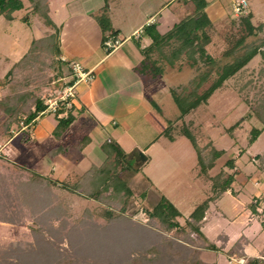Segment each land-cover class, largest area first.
<instances>
[{
	"label": "rangeland",
	"instance_id": "rangeland-1",
	"mask_svg": "<svg viewBox=\"0 0 264 264\" xmlns=\"http://www.w3.org/2000/svg\"><path fill=\"white\" fill-rule=\"evenodd\" d=\"M22 2L23 6L12 12V19L5 17L3 13L0 14V97L15 91L29 89L38 96L46 97L62 88L65 79L58 75L60 72L67 71V63L64 65L63 62L58 61L61 65H57L58 62L53 61L55 50L49 48V44H54L59 40L60 44L66 47L75 40L76 36L73 35L72 30H69L70 21L73 19L69 15L78 1L49 0L52 17L58 22L57 26L62 25L59 34L56 32L50 36L46 40V44L41 41L37 42L38 46L36 47L34 44L29 55L20 59L24 52L29 50L32 39L56 30L45 29L47 27L44 26L43 19L32 10L30 0H22ZM130 4L128 5L131 6ZM143 4L146 5L147 2L142 3L141 1V3L134 4L133 7L142 9ZM250 7L254 14V24L262 23L264 15L257 12L256 9L264 12V2L248 0V10ZM56 8H59V13L55 11ZM193 8L194 4L190 3L188 10H193ZM243 26L242 21L230 18L226 22L218 24V29L211 32L213 40L206 45L209 48L208 53L216 59L215 65L212 66L209 77L202 83V89H198L197 93L204 90L216 78L218 70L224 62L232 59L233 55L225 54V50L232 46L233 40L243 31L241 29ZM263 37L264 31H261L248 35L246 41L258 42ZM42 44L46 47H42ZM75 45L76 43L73 42V46ZM56 58L54 57V60H57ZM179 61L177 60L173 69L170 70V76L175 82L181 84L176 91L184 88L183 95H187V97H184L185 99L182 101H185L192 96L189 90L194 88L195 83L202 77L198 75L196 80H191L190 83L188 78L199 74L201 69L202 71L206 70L209 65L202 59L199 70L195 67L191 69L188 66H184L180 70L177 67ZM262 67H264V59L257 52L237 72L225 79L223 84L211 93L206 103L202 102L193 110L182 113L177 101L170 99L166 110L158 111L156 109L159 112L157 116L161 121L165 120V125H169L168 129L171 128L173 133H178L175 142H170L165 137L159 138L148 150L149 161L146 160L142 163L141 160L135 161L134 158H129L128 161H125L128 162V168L121 171V175L132 190V194L128 196L129 203L125 213L136 221L145 222L148 218L147 209L151 208L162 195H165L177 207L180 214L176 217L179 222L178 226L170 229L163 227L162 231L168 237L183 239L182 235L189 232L187 230L190 229L188 224L190 213L211 193V179L201 171V173L199 172L200 165L193 144L186 135L179 132L180 128L188 124L197 142L206 146V152L211 145L224 150L216 159L214 166L208 169V175H214L220 170L225 174H233L234 179L229 188L230 192H224L220 198L217 197L209 202L210 205L204 212L205 219L201 218L202 221H199L203 225L202 228L199 227L201 234L198 233V236L194 237L195 233L191 232L194 234V238L202 240L207 237L206 239H210L215 245L201 250L197 258L202 262L229 264L228 257L233 254L237 255L231 253L229 248L233 246L240 235H244L246 241L249 239L248 242H243L246 258L262 259L264 257L262 255L264 251V126L253 114L249 105V103H253L258 92L264 86ZM185 80L188 82L183 84L182 82ZM75 92L77 93V86H75ZM187 100L190 101V99ZM94 116L98 117L99 115L95 113ZM41 117L40 125L43 123L50 125L48 118H54V114L46 113ZM4 118H6V114L0 110V171L7 172L10 169H18V167L8 160V158L12 160L15 153L14 149L9 150L13 148L14 143H5L9 136L5 134L2 127ZM137 121V124L139 123L146 130L143 135L144 139H149L152 136L151 128L143 124V120L141 123L140 120ZM229 125L233 126L231 130H228ZM132 127L129 124L130 134H142L140 131L134 132ZM253 127H261V131L253 141H250ZM74 128L71 127L68 133L73 140H76L79 136H75ZM33 131L34 127L29 130L27 135L29 139L22 142V149L20 148L18 152L20 160L26 159L20 164L26 168V161L34 160L38 156H43L41 161L43 159L48 162L52 159L46 151L58 142L55 141L51 133L40 137L38 131L33 140ZM18 132H12V134ZM141 141L143 140L141 139ZM162 144L165 145L163 150ZM89 150L94 152L96 148ZM97 151L101 154L99 158H95L97 155L89 154L88 151L77 152L71 158L79 157L81 163L79 161V164L76 165L77 168L74 167L72 171H68L62 176L53 172L49 167L45 168L46 175L56 180V183H51V187L67 206L71 214L70 219L73 221H78L83 217L86 208H89L98 219L103 218L100 213L105 205L104 202L71 191L64 184V182H72L76 176L93 164L100 163L103 159V151L100 146H97ZM260 155L263 156L262 159H260ZM32 168L34 169V166H28V170ZM251 203L255 205V210L250 207ZM30 220V218H24L23 221L17 223L0 220L4 222H0V247H6L10 243L26 245L27 242H31ZM180 227L184 232L179 231ZM222 234L227 235L226 239L221 236ZM210 240L208 241L210 242Z\"/></svg>",
	"mask_w": 264,
	"mask_h": 264
},
{
	"label": "trees",
	"instance_id": "trees-1",
	"mask_svg": "<svg viewBox=\"0 0 264 264\" xmlns=\"http://www.w3.org/2000/svg\"><path fill=\"white\" fill-rule=\"evenodd\" d=\"M192 1L194 3L193 12L167 32L160 34L152 24L145 27L151 37V42L143 50L146 60L144 63L147 64V58L154 50L165 56L163 45L175 39L177 43L173 47L171 55L177 56L184 51L193 59L194 54L198 53L209 65L206 70L200 73L199 76L202 78L190 90L192 96L187 98L190 101L187 99V101H182L187 97V95H183L182 91L176 93L175 100L182 113L188 112L199 103H206L211 93L257 52L264 59V37L258 42L246 41L248 35L264 31V22L258 25L252 24L249 10L246 13L237 14L236 19L242 21L244 26L241 28L243 30L241 34L233 40L232 46L225 50V54L233 55L232 59L224 62L218 70L216 78L204 90L197 93L199 85L209 77L216 59L205 49V45L211 40L209 30L212 26L211 20L204 11L206 1ZM30 2L32 10L43 19L44 23L53 25L48 13V0H30ZM22 6V0H0V14L3 13L5 17L12 19V12ZM96 17L102 29L110 27L109 17L105 10ZM54 34H56V30L45 36L32 39L29 50L20 59L29 55L34 44L36 47L39 41L46 44V40ZM107 36L108 34L105 33L103 38ZM43 44L42 47L45 48L46 45ZM49 48L55 50L54 57H57V60H54L53 57V61L61 62L62 60L57 56L58 42L49 44ZM149 61H152V58ZM169 61L171 60L169 59ZM60 62L58 63L60 64ZM65 63L69 67L68 61L63 64L65 65ZM154 69L152 68L156 72ZM261 71L264 72V67L261 68ZM61 74L62 72L59 75ZM66 82H72V78L64 81L62 85ZM50 95L52 94L48 96ZM48 96H38L29 89L15 91L0 97V110L6 114L2 123L5 134L10 136L12 132L19 131L28 135L29 130L34 127L36 122L34 119L38 112L46 107ZM249 105L253 114L264 126V86L258 92L253 103H249ZM55 116L57 124L53 133L60 136L74 116L70 110L66 116L57 114ZM25 124L27 126L24 127ZM232 125L228 126V130H231ZM168 126L167 124L163 133L172 139L173 132L171 128L168 129ZM261 127L252 128L250 141L257 137ZM179 132L186 135L194 145L200 165L199 172L201 171L211 179V193L190 213L188 221L190 229L187 230L189 232L182 235L183 239L168 237L162 231L163 227L170 229L178 226L179 222L176 217L180 214L177 207L165 195H162L151 208L147 209L148 218L145 222L136 221L125 213L129 203L128 196L132 194V190L121 175V171L128 168V162H125L128 160L126 152L121 146L109 138L101 144L105 156L100 163L88 167L72 182H64L71 191L105 203L100 213L103 217L101 220L95 217L89 208L85 209L83 217L78 221L71 220L67 206L51 187V183H56V180L40 173L35 168L28 170V168L15 163L18 169H10L7 172L0 171V220L17 223L23 221L24 218H30L29 229L32 235L31 242H27L26 245L10 243L6 247H0V264H217L216 262L198 260L197 256L203 248L215 245L211 241L209 242L203 234L202 236L205 238L202 240L194 237L200 233L201 224L199 221L203 218L209 202L230 188L234 176L225 174L221 170L214 175H208V169L214 166L216 159L224 150L211 145L206 152V146L197 142L188 124L183 125ZM86 142H88V136H84L77 146L82 148ZM69 146V144L55 145L48 150V153L52 156L59 152H65ZM259 157L263 158L262 155ZM6 203L8 204L6 205ZM250 207L255 210L253 203L250 204ZM179 231H183L181 227ZM191 232H194L195 235ZM246 240L244 235H240L229 251L245 257L243 245ZM262 255H264V251ZM245 260V264H254V261L256 264H264V257L262 259L245 257Z\"/></svg>",
	"mask_w": 264,
	"mask_h": 264
},
{
	"label": "crops",
	"instance_id": "crops-1",
	"mask_svg": "<svg viewBox=\"0 0 264 264\" xmlns=\"http://www.w3.org/2000/svg\"><path fill=\"white\" fill-rule=\"evenodd\" d=\"M77 1L78 4L71 9L69 15V17L71 16V19L73 18L70 21L71 25H69V30H72L74 33L73 35L76 36L73 41L76 45L73 46V42H70V45H66V47H64L58 40L59 47L61 49L58 51L57 56L60 57V60H62L61 56H65L69 59H78L86 69L91 70L92 78L84 82L79 81L76 84L77 93L73 99L72 107L70 109V112L74 117L60 136H56L53 133V129L57 124V117L55 114L54 118H48L50 125H48V123L40 125L42 115L39 116L38 120H36L34 124L33 140L36 138L38 131L40 137L51 133L55 141H58L57 143H54L56 145H70L65 152H59L50 156L52 159L48 162L43 159L41 161L43 156H38L36 159L30 160L29 162L26 161L27 168L28 166H34L37 171L43 173L44 175L47 173L45 168L47 169L48 167L59 176H62L68 171H72L74 167L77 168L76 165L79 164L80 158H71L73 155H76L77 152L82 153L83 151H88L89 154L98 156L95 158H99L101 154L97 151V146H100L101 148V144L109 138L116 140V142L120 144L121 148L126 152V159L134 158L136 161L134 151L141 150L147 156L146 159L141 160V162L143 163L146 160L149 161L150 157L148 150L154 142L161 137H165L170 142H175L178 134L173 133L172 139L166 136L163 133V130L167 126L165 125V120L161 121V119L157 116L160 109H162V111L166 110L165 108L169 104L168 101L170 99L175 100L176 93L181 92V90L182 93L185 92L184 88L180 91H176L181 84L175 82V80L170 76V70L173 69L177 60H180L177 64V67L180 70H182L184 66H188L191 69L195 67L199 70L202 63V56L198 53L194 54L195 57L193 59L184 51L180 52L177 56L171 55L170 53L177 43L175 39L173 41L170 40L167 44L163 45V52L166 53L165 56L160 55L156 50H154L150 53L149 57L147 56V64L146 62L144 63L146 60L143 50L146 45L151 42V37L147 33V30H145V27L152 24L160 34L167 32L176 23L193 12L192 9L188 10L189 4L193 3L192 0ZM141 1L142 3L147 2L146 5L143 4L141 7L142 9L139 7H133L134 4L141 3ZM205 1L206 5L204 6V11L212 22V26L209 30L210 35L211 32L217 28L218 24L226 22V20H229L230 18L236 19L237 15L232 12L233 0ZM254 1L255 0H253V2ZM256 1L264 2V0ZM104 10L109 17L110 24V27L105 30L102 29L96 17ZM55 11L59 13L60 10L59 8H56ZM251 11L250 7V20L251 23L254 24V14H252L253 11ZM256 11L264 15V12H261L258 9H256ZM48 13L52 19L53 25H47L43 21L44 26L47 27L45 29H56V32L59 34V29L62 25L57 26L58 22L51 15L52 11L50 5ZM261 22L264 21L262 20ZM140 27L142 28V31L139 35H135V30ZM110 30H114L115 32ZM43 31L45 30L43 29ZM105 33L108 35H118L121 38L120 44L112 49H106L103 45V36ZM43 35H40L37 38L42 37ZM212 40L213 37L211 35L210 42ZM81 43L83 45L78 46V44ZM205 49L208 52L209 48L207 45H205ZM150 58H152V61H149ZM169 59L171 61H169ZM61 62L64 63L66 61L62 60ZM57 65L60 64L58 63ZM66 68L67 71H63L64 73L62 72L63 74L59 75L60 78L65 79L64 81L71 78L70 69L68 66ZM152 68H155L154 70L156 72H154ZM201 72L202 69L200 70V73ZM200 73L197 75L194 74V77H189V83L191 80L195 81V78L200 75ZM187 82L188 81L185 80V82L182 83L185 84ZM197 82H199V79ZM198 89H202V83L199 85ZM200 104L201 103L193 108L198 107ZM193 108L190 110H193ZM156 109H158V111ZM95 113L99 116H94ZM137 120H140V123L141 120H143V124L151 128L150 132L152 133V136L149 139H144L143 135L146 130L141 127L139 123L137 124ZM129 124L133 126L132 130L134 132L140 131L142 134H130ZM71 127H75L73 130L75 131V136H79L76 140H73L68 133ZM18 133L10 135L5 142L7 144H15H13V148H8L10 151L14 149V158H12V160L8 158V160H10L14 165L15 163L20 165L21 162L26 160H20L18 152L20 148L22 149V142L29 139L25 132ZM84 136H88V142H86L82 148H79L77 144ZM141 139L143 141H141ZM164 147L165 145L162 144V150ZM92 148H96V151L92 152L89 150ZM46 152H48V149ZM104 156L105 153L103 151V158ZM40 162L42 163L40 164ZM20 166L24 165L22 164ZM227 191L230 192L229 189L224 192ZM221 196L222 195L218 198ZM205 217L206 216L204 215L203 218L205 219ZM200 226L202 228L203 225ZM221 236H223L224 239L227 237V235L224 234Z\"/></svg>",
	"mask_w": 264,
	"mask_h": 264
},
{
	"label": "built area",
	"instance_id": "built-area-1",
	"mask_svg": "<svg viewBox=\"0 0 264 264\" xmlns=\"http://www.w3.org/2000/svg\"><path fill=\"white\" fill-rule=\"evenodd\" d=\"M248 11V0H233L232 12L234 14L246 13ZM142 28L135 30L134 34L139 35ZM121 38L118 35H108L103 39V45L106 49H112L120 44ZM62 60L68 61V65L71 69L72 82H66L60 90L46 98L47 105L44 109L38 112L35 117V121L44 113H53L58 116H66L70 108L72 107L73 99L76 95L75 86L79 81H86L92 78V72L86 69L83 64L77 59H69L65 56H61ZM27 124L24 125V127ZM246 260L244 256L230 255L228 257L229 264H245Z\"/></svg>",
	"mask_w": 264,
	"mask_h": 264
},
{
	"label": "water",
	"instance_id": "water-1",
	"mask_svg": "<svg viewBox=\"0 0 264 264\" xmlns=\"http://www.w3.org/2000/svg\"><path fill=\"white\" fill-rule=\"evenodd\" d=\"M134 157L136 160H145L147 156L141 150H138L134 151ZM254 264H256L255 261Z\"/></svg>",
	"mask_w": 264,
	"mask_h": 264
}]
</instances>
